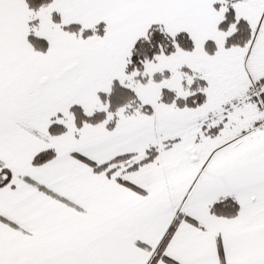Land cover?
Returning <instances> with one entry per match:
<instances>
[{"label":"snow or ice","instance_id":"6c2138e0","mask_svg":"<svg viewBox=\"0 0 264 264\" xmlns=\"http://www.w3.org/2000/svg\"><path fill=\"white\" fill-rule=\"evenodd\" d=\"M0 264H264V0H0Z\"/></svg>","mask_w":264,"mask_h":264}]
</instances>
